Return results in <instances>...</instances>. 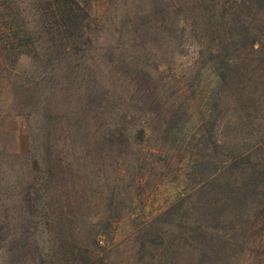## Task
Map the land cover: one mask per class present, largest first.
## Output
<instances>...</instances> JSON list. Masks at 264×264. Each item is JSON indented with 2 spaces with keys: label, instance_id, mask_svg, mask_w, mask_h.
I'll use <instances>...</instances> for the list:
<instances>
[{
  "label": "rangeland",
  "instance_id": "obj_1",
  "mask_svg": "<svg viewBox=\"0 0 264 264\" xmlns=\"http://www.w3.org/2000/svg\"><path fill=\"white\" fill-rule=\"evenodd\" d=\"M0 264H264V0H0Z\"/></svg>",
  "mask_w": 264,
  "mask_h": 264
},
{
  "label": "trees",
  "instance_id": "obj_2",
  "mask_svg": "<svg viewBox=\"0 0 264 264\" xmlns=\"http://www.w3.org/2000/svg\"><path fill=\"white\" fill-rule=\"evenodd\" d=\"M263 2V1H262ZM65 1H64V5H63V7H62V11H61V14H60V16H61V22L62 23H65L66 21H69L70 19H72L74 16H73V14H72V12L71 11H69V6H66L65 7ZM69 23H67V25H68ZM219 62H221L220 60H219ZM222 66V65H221ZM219 68H220V65H219ZM223 68H224V65H223ZM219 78L221 79V80H224V72H223V75H222V71L221 72H219ZM140 131H141V129H139ZM230 155V157H228ZM229 155H223V156H221L220 157V162H221V165H220V167L219 168H217V171H219V172H224L228 167H229V164H230V162L232 161V160H234L236 157H238L239 156V153H235V154H229ZM230 158V159H229ZM229 159V160H228ZM205 228V227H204ZM203 231V232H202ZM199 235H200V240H203V241H201V242H203L202 243V247L201 248H205V249H207V248H210V245H211V243H213V240L211 239V237H210V232L209 231H206V230H203V229H201L200 230V233H198ZM207 247V248H206ZM208 250V249H207Z\"/></svg>",
  "mask_w": 264,
  "mask_h": 264
}]
</instances>
